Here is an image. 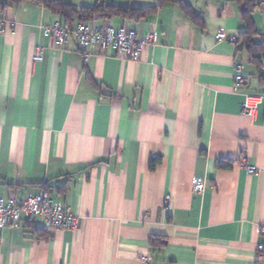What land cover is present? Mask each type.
I'll return each instance as SVG.
<instances>
[{
    "label": "crops",
    "instance_id": "1",
    "mask_svg": "<svg viewBox=\"0 0 264 264\" xmlns=\"http://www.w3.org/2000/svg\"><path fill=\"white\" fill-rule=\"evenodd\" d=\"M48 1L156 7L87 22L156 41L137 61L84 60L73 35L57 48L42 34L64 26ZM178 1L202 27L160 0H0V197L46 193L77 220L72 231H46L41 217L0 229V264H264V54L255 64L230 42L246 29L232 0ZM247 21L263 41L264 6ZM248 95L261 98L252 118L240 112Z\"/></svg>",
    "mask_w": 264,
    "mask_h": 264
},
{
    "label": "built area",
    "instance_id": "2",
    "mask_svg": "<svg viewBox=\"0 0 264 264\" xmlns=\"http://www.w3.org/2000/svg\"><path fill=\"white\" fill-rule=\"evenodd\" d=\"M261 6H264L263 4ZM4 22L0 19V32H2ZM42 34L49 37L57 48H63L68 42L69 36L73 35L76 39L78 51L84 60L92 54V51L105 53L110 51L117 58L137 61L143 49L147 46L154 45L156 34L154 32L146 33L138 38L132 30L124 27L103 26L96 28L92 24L79 23L73 30L68 29L61 23H53L42 28ZM217 40H225L223 33L216 35ZM234 39H230L233 42ZM44 50L37 47L32 55L33 64L43 60ZM243 67L241 64L234 66V86L239 87L244 83L242 74ZM258 96H244L240 106V112L247 118H252L260 104ZM248 173H253L254 169L244 165ZM204 191V183L195 181L192 184V192L195 194ZM41 217L43 220V228L46 231L54 232L59 230L72 231L77 227L76 216L66 211L61 204L54 202L49 195L41 193L39 195L28 196L24 200L10 198L4 201L0 197V229L16 227L23 219H32ZM264 235V227L260 230ZM264 247L258 246V252L262 253Z\"/></svg>",
    "mask_w": 264,
    "mask_h": 264
},
{
    "label": "trees",
    "instance_id": "3",
    "mask_svg": "<svg viewBox=\"0 0 264 264\" xmlns=\"http://www.w3.org/2000/svg\"><path fill=\"white\" fill-rule=\"evenodd\" d=\"M10 1H19V0H10ZM240 7V14L244 22H246V29L243 34H241L233 43L239 42L242 44V47L249 54L253 63L260 62V56L264 54V40L258 43H254V29L249 25L247 19L249 14L255 9L262 8L264 5V0H232ZM177 3L181 6L182 11L195 23L199 26H203L201 18L195 14V12L182 1L178 0H160V4L165 3ZM46 8L53 13L60 15L64 20V26L68 29H73L74 20H78L81 23H87L94 21L96 19L109 20L112 18H119L122 20H131V21H140L149 14L153 13L156 10V7H140L135 9H130L126 7H120L116 5H100L94 7L81 8L76 10L74 7L64 4L59 1H48L45 3ZM158 160H152L149 162V169L153 170ZM219 169H229L231 163L224 160H220L217 164ZM45 185V184H44ZM156 241L155 238L150 239V244L153 245ZM160 246H164V243H161Z\"/></svg>",
    "mask_w": 264,
    "mask_h": 264
}]
</instances>
